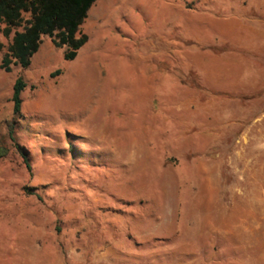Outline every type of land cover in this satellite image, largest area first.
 <instances>
[{"label": "rangeland", "instance_id": "rangeland-1", "mask_svg": "<svg viewBox=\"0 0 264 264\" xmlns=\"http://www.w3.org/2000/svg\"><path fill=\"white\" fill-rule=\"evenodd\" d=\"M80 30L0 68V264H264V0H95Z\"/></svg>", "mask_w": 264, "mask_h": 264}, {"label": "trees", "instance_id": "trees-1", "mask_svg": "<svg viewBox=\"0 0 264 264\" xmlns=\"http://www.w3.org/2000/svg\"><path fill=\"white\" fill-rule=\"evenodd\" d=\"M94 2L95 0H0L2 34L9 39L0 68L5 72H9L12 65L26 69L32 56L38 51L43 36H48L55 47L65 48V60H73L88 40L80 26ZM2 47L0 43V52ZM25 87L22 77H17L12 89L15 115L20 112V94ZM9 134L14 140L12 129ZM19 150L29 169L24 152L20 147ZM4 154L5 150L0 148V157Z\"/></svg>", "mask_w": 264, "mask_h": 264}]
</instances>
